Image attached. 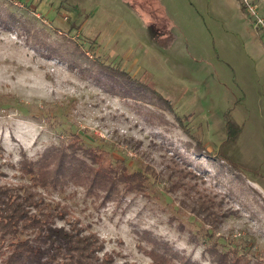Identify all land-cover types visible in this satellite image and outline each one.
Returning <instances> with one entry per match:
<instances>
[{"label": "rangeland", "instance_id": "obj_1", "mask_svg": "<svg viewBox=\"0 0 264 264\" xmlns=\"http://www.w3.org/2000/svg\"><path fill=\"white\" fill-rule=\"evenodd\" d=\"M7 11L36 27L28 34L0 22L1 184L19 180L22 158L37 159L76 133L110 160L155 172L146 193H131L120 205L79 186L53 191L119 264H150L137 229L196 264H215L205 250L215 240L222 250L237 247L245 264H264V0H0L3 23L11 20ZM33 32L55 46L73 38L90 60L100 56L128 76L47 58ZM176 116L206 151L230 161L195 154V139ZM226 116L241 127L227 145ZM176 151L201 175L191 183L216 192L227 214L212 238L188 208L195 192L166 189ZM7 254L0 251V264Z\"/></svg>", "mask_w": 264, "mask_h": 264}, {"label": "trees", "instance_id": "obj_2", "mask_svg": "<svg viewBox=\"0 0 264 264\" xmlns=\"http://www.w3.org/2000/svg\"><path fill=\"white\" fill-rule=\"evenodd\" d=\"M244 5L243 9L246 10ZM7 13L11 20H4V23L0 20L4 28L18 27L31 34L33 27H36L27 24L25 19L16 16L14 12ZM65 40H68L66 36ZM32 43L47 58L57 57L72 66L80 67H83V62H89L92 67H98L96 69L128 76L114 69L100 56L90 60L73 38L67 44L64 41L55 46L38 32H33ZM89 44L94 46L90 41ZM154 94L158 100L170 104L160 93L154 91ZM169 109L172 111L171 106ZM176 117L182 124L180 117ZM182 127L185 128L183 124ZM185 131L190 135L186 128ZM240 132V125L226 116L225 145L236 142ZM72 137L67 143L51 145L37 159L22 158L15 169L19 180L11 184L0 183V251L8 252L5 264H119L112 254L105 252L99 234L84 225L65 203L55 199L53 191L62 193L68 186H79L88 196L96 197L104 203L120 205L131 193H146L150 174L155 172L148 166L143 170L131 169L123 161L110 160L107 150L79 142L76 133ZM190 137L195 139L192 135ZM192 148L195 154H206L222 165L230 161L220 152L217 157L213 156L197 139ZM166 168L169 182L166 189L177 190L182 186L187 187V191L195 192L190 195L188 208L209 225L207 234L212 238L215 233L213 229H218L227 216L222 211L221 203L215 201L216 192L202 193L197 183H191L193 178L201 175L188 154L181 155L176 151ZM135 232L138 237L137 246L150 257V264H196L189 257L176 252L169 242L152 231L137 229ZM237 249L222 250L215 240L205 250L215 264H245Z\"/></svg>", "mask_w": 264, "mask_h": 264}, {"label": "built area", "instance_id": "obj_3", "mask_svg": "<svg viewBox=\"0 0 264 264\" xmlns=\"http://www.w3.org/2000/svg\"><path fill=\"white\" fill-rule=\"evenodd\" d=\"M244 4H245V6H246V9H247L249 12H252V13L255 12L256 9H254V7H253L252 5H248V3H244ZM260 21H261V23L264 22L263 19H261Z\"/></svg>", "mask_w": 264, "mask_h": 264}]
</instances>
